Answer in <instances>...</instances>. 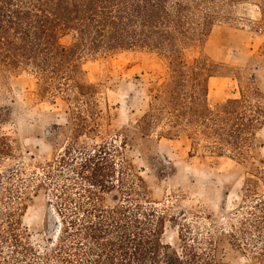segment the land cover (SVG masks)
<instances>
[{"label": "trees", "instance_id": "trees-1", "mask_svg": "<svg viewBox=\"0 0 264 264\" xmlns=\"http://www.w3.org/2000/svg\"><path fill=\"white\" fill-rule=\"evenodd\" d=\"M244 2L264 7V0H0V76L29 68L38 79L37 97L74 94L68 98L72 142L63 153L36 170L0 172V264H225L217 257L218 235L208 237V257L198 251V241L185 243L183 230L181 254L164 243L166 213L155 206L146 181L126 157L119 158L113 144L90 146L82 140L91 128L92 87L83 78L79 56L156 54L169 70L161 93L170 106L160 105L151 117L166 115L174 126H200L213 154L228 150L239 160L246 155L245 144L264 126V109L234 99L209 113L207 83L215 72L207 61L190 64L185 52L207 41L225 7ZM65 36H72L70 45L61 43ZM11 156L10 139L0 136V168ZM79 156L82 162L73 165ZM65 169L76 178L65 175ZM40 191L49 198L55 225L45 246L32 243L23 223ZM113 192L110 204L107 195Z\"/></svg>", "mask_w": 264, "mask_h": 264}, {"label": "rangeland", "instance_id": "rangeland-1", "mask_svg": "<svg viewBox=\"0 0 264 264\" xmlns=\"http://www.w3.org/2000/svg\"><path fill=\"white\" fill-rule=\"evenodd\" d=\"M224 15L207 41L186 51L185 58L190 64L197 59L212 65L215 73L207 83L209 113H217L219 106L234 99L264 109V7L244 2L225 7ZM72 41V36L61 39L64 45ZM79 57L83 78L92 87L91 128L82 140L90 146L113 144L119 158L126 157L146 181L155 206L166 213L164 243L181 254L183 230L188 237L185 243L196 246L198 241V251L208 257V237L218 235L217 257L225 264H264V126L245 144L244 158L238 160L228 150L213 154L212 143L200 134L204 128L174 126L166 115L162 120L151 117L160 105L170 106L161 93L169 70L156 54L101 51ZM37 92L32 69L0 76V136L8 137L12 145V156L1 163L2 174L20 167L36 170L72 142L68 100L74 97L72 91L70 96L39 97ZM81 162L79 156L73 165ZM185 167L209 173L210 178L202 180ZM64 174L76 178L67 169ZM116 195H107L110 204ZM49 212V198L40 191L23 219L32 243L45 246L52 236L55 225ZM258 225L261 230L254 228Z\"/></svg>", "mask_w": 264, "mask_h": 264}, {"label": "clouds", "instance_id": "clouds-1", "mask_svg": "<svg viewBox=\"0 0 264 264\" xmlns=\"http://www.w3.org/2000/svg\"><path fill=\"white\" fill-rule=\"evenodd\" d=\"M185 171L186 172H191L192 174L198 175L202 180H207L210 178V174L209 173H204V172H194L191 171L189 168L185 167Z\"/></svg>", "mask_w": 264, "mask_h": 264}]
</instances>
